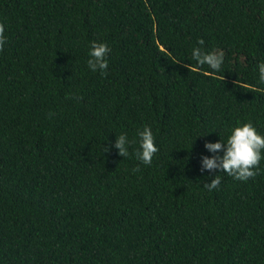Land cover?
Masks as SVG:
<instances>
[{
	"label": "trees",
	"instance_id": "1",
	"mask_svg": "<svg viewBox=\"0 0 264 264\" xmlns=\"http://www.w3.org/2000/svg\"><path fill=\"white\" fill-rule=\"evenodd\" d=\"M0 25V264H264V159L212 191L200 171L237 122L264 134V0H0ZM144 125L159 150L133 172Z\"/></svg>",
	"mask_w": 264,
	"mask_h": 264
},
{
	"label": "clouds",
	"instance_id": "2",
	"mask_svg": "<svg viewBox=\"0 0 264 264\" xmlns=\"http://www.w3.org/2000/svg\"><path fill=\"white\" fill-rule=\"evenodd\" d=\"M3 26L0 25V47H3L5 37ZM203 39L197 41V45L191 49V58L196 64L207 65L213 72H219L224 63V52L222 49L205 50L201 47ZM88 58L86 64L92 72H99L101 76L107 74L109 66V54L112 49L107 42L92 40L89 42ZM190 67V65H189ZM258 84L264 85V60L257 64ZM264 91V88L261 89ZM138 139L135 141L138 147L133 149L135 158L139 161L133 172L139 171L140 165H150L153 156L159 148L150 125H144L136 132ZM204 136V135H203ZM133 143L126 132H121L112 145L118 150V154L125 157L129 155V145ZM204 149L211 155L200 156V171L207 170L210 180L203 187L212 191L217 189L221 183V174H226L233 179L247 181L259 171V164L264 159V134L257 131L251 121L237 122L230 129L227 138L211 141L206 140ZM103 152L109 148L102 145Z\"/></svg>",
	"mask_w": 264,
	"mask_h": 264
}]
</instances>
